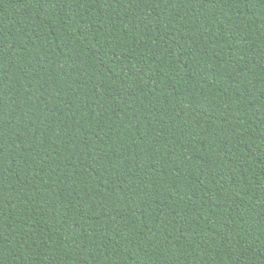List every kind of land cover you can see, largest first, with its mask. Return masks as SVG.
I'll use <instances>...</instances> for the list:
<instances>
[{"label":"trees","instance_id":"1","mask_svg":"<svg viewBox=\"0 0 264 264\" xmlns=\"http://www.w3.org/2000/svg\"><path fill=\"white\" fill-rule=\"evenodd\" d=\"M0 264H264V0H0Z\"/></svg>","mask_w":264,"mask_h":264}]
</instances>
